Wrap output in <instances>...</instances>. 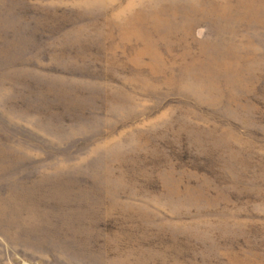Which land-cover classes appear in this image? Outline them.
Listing matches in <instances>:
<instances>
[{"label": "rangeland", "instance_id": "1", "mask_svg": "<svg viewBox=\"0 0 264 264\" xmlns=\"http://www.w3.org/2000/svg\"><path fill=\"white\" fill-rule=\"evenodd\" d=\"M0 264H264V0H0Z\"/></svg>", "mask_w": 264, "mask_h": 264}]
</instances>
